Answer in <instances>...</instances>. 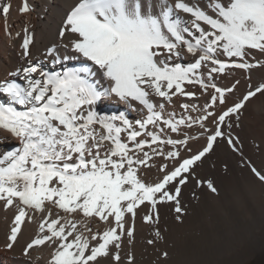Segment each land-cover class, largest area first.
I'll return each instance as SVG.
<instances>
[{
    "label": "snow or ice",
    "instance_id": "6c2138e0",
    "mask_svg": "<svg viewBox=\"0 0 264 264\" xmlns=\"http://www.w3.org/2000/svg\"><path fill=\"white\" fill-rule=\"evenodd\" d=\"M11 10V3L0 4L9 36ZM32 11L22 0L18 12ZM22 32L24 63L0 80L7 101L0 103V130L18 141L0 152V202L16 210L3 250H13L22 226L39 214L22 249L29 261L43 246L50 249L47 264H124L123 245H132L142 207L143 222L154 229L147 244L154 245L163 239L158 205L173 203L179 221V197L190 179L217 191L195 174L217 140L240 151L232 118L264 96V82H249L229 104L240 80L224 87L217 81L235 70L250 81L253 69L264 68L255 55L264 57V0H73L58 30L60 45L43 53L53 65L80 61L61 71L44 70L32 56L34 31L25 24ZM58 47L73 55L62 59ZM184 57L190 62H176ZM105 97L140 118L100 114L96 105ZM175 97L183 98L179 113ZM200 139L206 143L193 151ZM249 166L264 183V173ZM153 168L156 178L147 180ZM126 261L135 264L131 251Z\"/></svg>",
    "mask_w": 264,
    "mask_h": 264
},
{
    "label": "bare ground",
    "instance_id": "6f19581e",
    "mask_svg": "<svg viewBox=\"0 0 264 264\" xmlns=\"http://www.w3.org/2000/svg\"><path fill=\"white\" fill-rule=\"evenodd\" d=\"M28 2L34 11L20 14L18 7L22 0H0V4L12 5L8 16L11 36L6 34L4 19L0 16V80L7 78L10 71L24 63L20 57L19 45L25 24L35 33L31 52L34 58L43 62L44 70L61 71L64 67L80 66V61L76 59L53 65L50 58L43 55L47 47L60 45L58 30L73 0ZM58 52L62 59L64 55H73L63 47H58ZM255 55L256 59H264L259 53ZM176 62L186 64L190 62V58L184 57ZM94 80L106 86L102 75L95 70ZM235 80H240V85L238 91L229 97V104L246 91L249 82L252 85L264 82V68L253 69L250 81L246 73L235 70L217 83L224 87ZM182 100L183 98H174L177 113ZM6 102V98L0 96V103ZM195 102L202 104L204 98ZM168 107L171 110L172 106ZM96 111L103 115L124 112L132 121L140 118L137 111L108 97L98 102ZM232 125L231 131L239 140L240 151H233L224 140L218 139L213 149L195 167L196 176L201 181H211L217 191L213 193L206 183L197 186L195 180L190 179L182 186L179 197L183 208L179 221L176 219L173 203L158 205L157 227L163 239L156 241L154 245L147 244L148 239H155L154 229L143 222L142 216L147 208L142 207L136 218L133 243L129 246L125 240L123 245L124 264H127L126 254L129 251L135 258V264H264V183L253 175L249 166L250 161L255 162L257 170L264 173V96H257L248 103L238 121L235 117L232 118ZM205 143L204 139H200L193 142L191 147L196 151ZM17 145L16 139L0 130V152ZM156 175V169L153 168L148 171L146 179L154 180ZM15 211V208L5 210L0 202V264H47L50 253L48 247L33 250L31 261L22 254L24 245L36 234L39 214L31 223L22 226L14 249L3 250ZM92 227L96 228L97 225L93 223ZM163 252L168 253L166 259L162 256ZM101 264L109 262L102 259Z\"/></svg>",
    "mask_w": 264,
    "mask_h": 264
},
{
    "label": "rangeland",
    "instance_id": "374dc122",
    "mask_svg": "<svg viewBox=\"0 0 264 264\" xmlns=\"http://www.w3.org/2000/svg\"><path fill=\"white\" fill-rule=\"evenodd\" d=\"M251 162H252V161H250L251 166H254V167L257 169V164H256L255 162H254V163H253V162L251 163ZM253 175H254V174H253ZM254 176H255V175H254Z\"/></svg>",
    "mask_w": 264,
    "mask_h": 264
}]
</instances>
